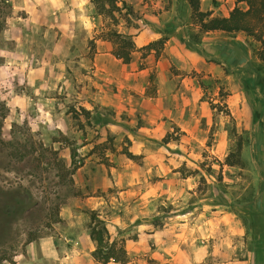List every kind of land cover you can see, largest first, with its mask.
<instances>
[{
	"label": "rangeland",
	"instance_id": "374dc122",
	"mask_svg": "<svg viewBox=\"0 0 264 264\" xmlns=\"http://www.w3.org/2000/svg\"><path fill=\"white\" fill-rule=\"evenodd\" d=\"M116 4L115 17L91 0L5 4L0 264H88L92 212L128 264H264L259 45L220 31L194 42L186 0ZM237 5L201 0L212 17ZM114 33L134 43L130 62Z\"/></svg>",
	"mask_w": 264,
	"mask_h": 264
},
{
	"label": "trees",
	"instance_id": "16d2710c",
	"mask_svg": "<svg viewBox=\"0 0 264 264\" xmlns=\"http://www.w3.org/2000/svg\"><path fill=\"white\" fill-rule=\"evenodd\" d=\"M196 25L199 27V32L192 38L194 42L200 43L201 37L204 34L212 32H224L226 34L245 33L259 48H254V54L259 60L264 63V0H236L237 3L244 2L247 9H242L238 5L231 11L228 17H212L211 12H204L201 9V0H186ZM101 14L114 16V11L122 13V8L117 6V0H91ZM7 0H0V31L3 29V24L6 19L5 5ZM107 5L109 8H107ZM123 7L126 9L124 14H120L123 19L128 21V17L134 14L133 7L123 2ZM116 38L120 40L116 56L130 62L131 51L134 43L131 39L114 33ZM257 83L264 86L263 76L257 72ZM4 117V116H3ZM242 144L239 143L237 151L230 154L226 159V164L237 166L241 163L240 154ZM75 158V154L72 159ZM90 238L95 243V250L92 253L93 258L99 264H109L110 262L127 264L130 261L129 254L125 248L123 241L111 240L108 228L105 222L98 217L94 212L91 214L90 222Z\"/></svg>",
	"mask_w": 264,
	"mask_h": 264
},
{
	"label": "crops",
	"instance_id": "0c3cea01",
	"mask_svg": "<svg viewBox=\"0 0 264 264\" xmlns=\"http://www.w3.org/2000/svg\"><path fill=\"white\" fill-rule=\"evenodd\" d=\"M186 4H188L187 3V1H186ZM189 7V6H188ZM87 246H90L91 248H94V243H93V241L91 240V238L90 237H88L87 238ZM75 244H77V243H75ZM78 246V245H77ZM76 245H75V247H74V250L71 252L72 254V256H73V258L75 257L76 259H77V257H84V254L82 253V250H81V248L78 246L77 247ZM128 252V254L131 256L132 254L129 252V251H127ZM87 254V253H86ZM88 255V258L86 259V261L88 262V264H97L96 262H95V260H94V258L92 257L91 258V256L92 255H90L89 253L87 254ZM79 260V259H78ZM252 262V261H251ZM79 264V263H78ZM81 264H84V263H81ZM99 264V263H98ZM109 264H120V263H114V262H110ZM128 264V263H127Z\"/></svg>",
	"mask_w": 264,
	"mask_h": 264
}]
</instances>
